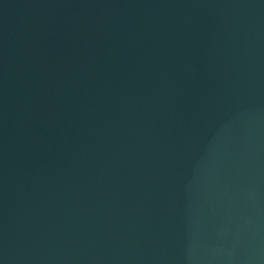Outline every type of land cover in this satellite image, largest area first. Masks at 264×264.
<instances>
[{
	"label": "water",
	"instance_id": "obj_1",
	"mask_svg": "<svg viewBox=\"0 0 264 264\" xmlns=\"http://www.w3.org/2000/svg\"><path fill=\"white\" fill-rule=\"evenodd\" d=\"M0 264H264V0H0Z\"/></svg>",
	"mask_w": 264,
	"mask_h": 264
}]
</instances>
